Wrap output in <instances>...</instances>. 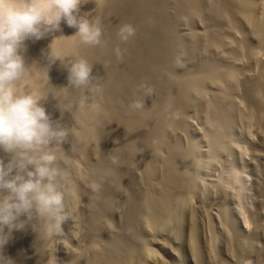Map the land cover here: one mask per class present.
Segmentation results:
<instances>
[{
  "label": "bare ground",
  "instance_id": "1",
  "mask_svg": "<svg viewBox=\"0 0 264 264\" xmlns=\"http://www.w3.org/2000/svg\"><path fill=\"white\" fill-rule=\"evenodd\" d=\"M81 14H89L101 28V45L82 44L74 37L76 29L62 22L61 32L28 42L25 59L29 65L47 64L44 54L63 36L72 37L54 42L63 56L93 65L94 83L100 86L97 109L79 106L81 94L68 88V74L59 61L51 67L50 83L39 65L29 78L34 88L50 94L44 102L48 112L71 129L63 146L70 174L66 215L78 201L85 209L75 219V213L68 215L74 219L67 224L72 246L62 244L60 231L38 235L29 226L13 233L5 257L14 264H56L55 253L63 252L64 264H81L90 252L87 264H149L155 251L141 236V222L155 232L166 228L193 194L204 193L200 157L212 161L232 151L235 124L248 120L256 136L245 162L256 196L249 211L252 229L234 227L228 194L218 184L209 207L200 204L196 214L191 212L185 249L190 264H264V0H86ZM125 24L136 34L121 44L116 34ZM117 47L122 59L115 54ZM141 83L152 86L154 95L145 97ZM133 100L145 101V107L131 109ZM195 117L199 126H192ZM189 128L198 139L184 138ZM91 150L93 156L88 155ZM87 155L94 160L89 157L85 163ZM82 161L87 164L83 175ZM229 172L237 182L232 167ZM93 184L99 185L97 190ZM117 203L124 213L113 225ZM80 225L84 237L76 235ZM218 233L225 244L224 261L217 254ZM162 242L154 243L163 247ZM168 255L172 263L156 257L152 264H181L180 254L171 250Z\"/></svg>",
  "mask_w": 264,
  "mask_h": 264
},
{
  "label": "clouds",
  "instance_id": "2",
  "mask_svg": "<svg viewBox=\"0 0 264 264\" xmlns=\"http://www.w3.org/2000/svg\"><path fill=\"white\" fill-rule=\"evenodd\" d=\"M84 4L86 0H0V152L4 154L0 156V264H14L3 250L15 231L30 226L38 235H52L66 220L70 174L63 146L71 129L48 112L44 102L50 94L34 88L29 78L39 65L43 79L50 83L51 67L59 61L68 74V88L81 94L79 106L90 109L99 107L95 95L100 86L94 83L97 77L87 59L65 57L54 47L55 40L72 37L53 40L44 54L45 65H29L25 53L28 42L61 32L62 22L76 29L74 37L82 44L101 45L102 30L89 14H81ZM135 34V28L125 24L116 36L127 44ZM115 54L122 59L119 47ZM139 89L145 97L154 95V88L146 83ZM129 107L142 110L145 101L133 100ZM111 161L116 164L117 158ZM98 187L92 185L93 190Z\"/></svg>",
  "mask_w": 264,
  "mask_h": 264
},
{
  "label": "rangeland",
  "instance_id": "3",
  "mask_svg": "<svg viewBox=\"0 0 264 264\" xmlns=\"http://www.w3.org/2000/svg\"><path fill=\"white\" fill-rule=\"evenodd\" d=\"M192 120L195 121V122L191 121L192 124H193L192 126H199L200 125L199 118L197 119L195 117ZM241 121L240 122L237 121V123L239 122V124H235V127H237V128H236V130H234L235 131V133H234V138L235 139H233V140H234V142L236 141L235 143L238 144V145H236L233 142L234 145L237 146V149L235 148V146H233V148H235L236 150L232 148V151H230L228 153H223L221 156H219L218 158H216V159H214L212 161H205L203 156L200 157V159L202 160L201 168L202 167L203 168L200 169L201 171L199 172L198 178L201 177V179H199L200 183H203V182L205 183L206 182L205 184L203 183V185L206 186V188L204 190V193H197V195H196V193L193 194V196L191 197L192 200L187 202L186 205L184 203V205L178 210V212L176 214V218H174V220L166 228H163V229L158 230V231L155 232V230H153V229L152 230L146 229L147 224H146L145 220H144L145 222L144 221H142L143 223L141 222V226L143 224L145 225V227H143L144 226L143 225L142 226L143 228H141V226H140L141 229L139 228L141 236H142V238L144 237L145 241L149 244V246L154 249L155 255L157 254L156 255L157 259L161 260V258H163L164 261H166V262L169 261L168 263H172L169 255H168V252L172 250L176 254H180V255H177V258H178V260L180 261L181 264H190V261H189L190 259H189L188 253H187V251L185 249L186 248L185 247V242H186L185 238H186L187 229H188L187 228L188 227V221L190 220V214H191V212L196 214L197 213L196 209H198V206L200 204H201L200 207H203V206H204V208H208L209 207V204H211L213 202V200L215 199V197L217 195L216 187L218 186V184H219L218 187L220 188V190H222L223 193L226 191V193H224L225 195L228 194L226 196V198L228 200V206H229V209H230V213L232 214L231 217L233 216L232 217V221H233L234 227L237 230H242V231H245V230L246 231H250L252 229L253 224L251 223V220L249 219V217H250L249 211H251V210H253V208H255L256 196H255V193H254L252 174H251V171H250L249 167H247L245 165V162H246V160L249 159L248 157L250 156L249 148L252 147V146H250V143L255 140L256 136H255L254 128H252V127H254V125H252V126L250 125V124H253V123H250L251 121L250 122H246L248 120H244L243 122H241ZM189 130H190V128H189ZM197 137H198L197 134H195L193 132L192 128H191V130L186 133L184 138L185 139L186 138L187 139H190V138L198 139ZM186 141H188V140H186ZM240 146H241V148H240ZM200 148L203 149V145L201 143H200ZM238 149H240V151ZM91 152L93 153V151L91 150L90 153H88V155L92 154ZM88 155L86 156L87 160L86 159L84 160L85 163L87 161H90L89 159H91L90 162H92L94 160L93 157L89 156V157H91V158H89ZM92 156H93V154H92ZM241 161H243V162H241ZM79 163H81V165L80 164L79 165H80V168H81L80 170H81V174H82V172L83 173L85 172V171H82V166H83V170L84 169L86 170V168H84V167L87 166V164L84 165L83 161L79 162ZM230 164H232V165H230ZM230 167H232L234 169L235 173H236L237 182L233 179V177L231 176V174L229 172L230 171ZM140 180H142V179H140ZM142 181H144V180H142ZM142 181H140V182L142 183ZM207 181H208V183H207ZM230 181H231V183H230ZM209 182L210 183L212 182L213 184H216V185L210 184ZM223 184H225V185H223ZM238 192H240V193H238ZM236 193H238L239 195L236 194ZM200 195H201V197H200ZM238 198H239V201H238ZM235 201H236V203H235ZM80 202H81V204L79 205ZM80 202L78 203V205H76L77 203L76 204L74 203L73 207H75L76 209L72 208V210L69 211L71 216L74 215V213H75V216H73L74 219H75V217H77L79 215V212L81 213V211H83V209H85L84 208L85 207V205H84L85 203L82 202V201H80ZM237 202L240 203L241 206ZM237 205L241 207V210H240V208ZM196 206H197V208H196ZM231 206H232V208H231ZM233 208H235V209H233ZM192 209H194V210L192 211ZM72 211H74V212L72 213ZM241 211H243V212H241ZM122 212L124 213L123 205H120V204L117 203L115 205L113 214L111 215V218H112L111 222H112V224L114 223L113 225H116L117 223L119 224V222L121 220V217H122V214H123ZM69 213H68V215H69ZM240 213H242V214H240ZM68 215H66V220L63 221L62 224H61L60 232L58 231L59 234H60L59 235L60 236L59 240L60 241L62 240L61 242H62V244L64 243L63 245H68V244L69 245H71V244L73 245V241H72L73 239H70L72 237L69 236L71 234V232H69L70 231L69 230L70 227L67 224L70 223V221H69L70 219L71 220H74V219L68 217ZM240 215H244L242 217H243V219L246 220V222H245L246 225H245V223H243L244 220L240 217ZM200 223H201V221H199V225H200ZM147 228H149V226H147ZM149 229H151V227ZM75 232L77 233L76 235H78V237H82V236L84 237V235H83L85 233L84 225H80L78 228H75ZM219 235H220L221 238L218 236V240H217L218 242L216 243V247L219 246L217 248V254H219L221 252L220 254L223 257L220 254L218 256H219L220 260L222 259V261H224V260H227L228 258H227V254H225L226 252L224 251L225 244L223 242L224 241L223 240V236L221 234H219ZM153 241L154 242H156V241L162 242L163 241L162 243H165V244L163 245V247H160V246L156 245ZM222 242H223V244H222ZM62 253L63 252H61V254H60V252H56L55 253L54 259H56V260H54V261H55L56 264H60V263L64 264L66 256L64 254H62ZM85 254L83 256H85L86 258L85 257L82 258L83 259L82 263H83V261H84V263L89 261V260L86 261L85 259H88V258L91 259L89 257L91 255L90 252H88V253L86 252ZM155 255H154V258H152L153 261L155 260L153 263H156ZM180 258L183 261H181ZM152 260L149 261V264H152ZM144 262L146 264V261H144ZM136 264H144V263L143 262L142 263L139 262V263H136Z\"/></svg>",
  "mask_w": 264,
  "mask_h": 264
}]
</instances>
